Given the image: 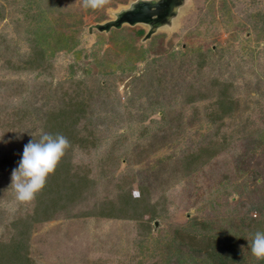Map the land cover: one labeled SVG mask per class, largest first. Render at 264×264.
Returning <instances> with one entry per match:
<instances>
[{
	"label": "rangeland",
	"instance_id": "374dc122",
	"mask_svg": "<svg viewBox=\"0 0 264 264\" xmlns=\"http://www.w3.org/2000/svg\"><path fill=\"white\" fill-rule=\"evenodd\" d=\"M131 1L0 0V241L23 216L34 264H216L209 239L236 252L224 264H264L247 241L264 230V0H186L149 38L95 28ZM68 110L55 168L76 187L34 221L40 192L18 202L11 172Z\"/></svg>",
	"mask_w": 264,
	"mask_h": 264
},
{
	"label": "clouds",
	"instance_id": "9594fccd",
	"mask_svg": "<svg viewBox=\"0 0 264 264\" xmlns=\"http://www.w3.org/2000/svg\"><path fill=\"white\" fill-rule=\"evenodd\" d=\"M99 4L100 0H83L84 8L95 9ZM67 145L65 136L49 132H42L38 140H29L24 145L17 167L11 172L10 186L18 202L32 200L44 187ZM247 241L251 253L258 259H264V230H257Z\"/></svg>",
	"mask_w": 264,
	"mask_h": 264
},
{
	"label": "trees",
	"instance_id": "16d2710c",
	"mask_svg": "<svg viewBox=\"0 0 264 264\" xmlns=\"http://www.w3.org/2000/svg\"><path fill=\"white\" fill-rule=\"evenodd\" d=\"M72 111L68 110L65 114H58L53 118H50L51 116H49L47 120L49 125L48 132L53 134L60 133L65 137L68 134L69 136L71 132L70 124L77 120V116L71 115ZM60 173V168H55L54 171L48 175L44 187L39 191L41 196L39 202L40 205L38 209L35 210L34 214L28 217L31 220L39 221L40 219L36 217L38 213H41V215L44 216L45 214L52 213L58 206L56 203L57 199L61 198L58 187H62L63 184H66L64 183V179H61V181L59 180ZM66 187H68L69 191L72 193V190L76 187V182L70 181L69 184H66ZM50 191L58 192V195L56 194L57 196L55 197L54 195H51L53 193ZM139 200L138 197L134 198L135 204L138 203ZM127 201L128 203L130 202L129 199ZM133 208H135V206ZM100 214L111 216V213L100 212ZM47 216L44 217L46 218ZM25 220H27V217L22 216L19 218V223H22L21 227L23 228L19 229L17 233L13 235L11 240L6 243L0 241V264H34L28 256L27 242L24 237V233H26L24 226L27 225ZM16 224L17 220L13 222L14 226H16ZM206 244L209 245V249L211 250V252L209 250V253H215L217 255L218 259L216 260V264H224L227 261L231 262L237 259V254L232 247L229 250V248H225L224 246H215L214 241L211 239H209ZM219 250L221 251L219 252ZM260 261L264 262V259H261Z\"/></svg>",
	"mask_w": 264,
	"mask_h": 264
},
{
	"label": "water",
	"instance_id": "95a60500",
	"mask_svg": "<svg viewBox=\"0 0 264 264\" xmlns=\"http://www.w3.org/2000/svg\"><path fill=\"white\" fill-rule=\"evenodd\" d=\"M161 0H132L131 2H129V4L125 7H121L119 8V10L115 11L114 14V18L111 20H108L106 22L103 23H99L95 25V28L97 30H104V28L108 27V26H118V22H120L121 24L124 23H128V24H135V23H143L148 24L149 27L151 26L148 21L150 19L151 15H154L157 12V4L160 2ZM153 6V7H152ZM139 7L141 8V10H143V12L141 13V15L133 13V10ZM180 9L177 8L175 9V18L177 17L178 13H179ZM130 13H132L130 15ZM174 21V19L171 20V22L168 24L170 25L172 22ZM167 24H164L163 26H166Z\"/></svg>",
	"mask_w": 264,
	"mask_h": 264
},
{
	"label": "flooded vegetation",
	"instance_id": "af4514ba",
	"mask_svg": "<svg viewBox=\"0 0 264 264\" xmlns=\"http://www.w3.org/2000/svg\"><path fill=\"white\" fill-rule=\"evenodd\" d=\"M186 0H161L158 4H157V12L154 15L150 16V19L148 21V23L151 25L149 27L148 24H145L146 26V32H145V38H149L157 29H159L160 27H162L164 24H169L171 22L172 19L175 20V9L177 8H181L182 6H184ZM153 7V6H152ZM143 12V10H141V8L136 7L133 10V13L139 14L141 15V13ZM132 13H130L131 15ZM124 24V22H123ZM128 24V23H125ZM135 24H143V23H135ZM133 24V25H135ZM122 24L120 22H118V26H111V27H119ZM131 25V24H128ZM110 26L104 28V30L102 31H107L111 28ZM100 31V30H99Z\"/></svg>",
	"mask_w": 264,
	"mask_h": 264
}]
</instances>
